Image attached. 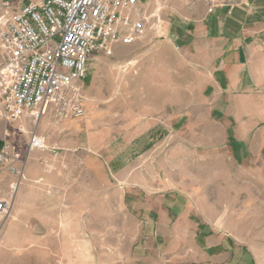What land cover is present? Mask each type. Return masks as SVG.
I'll return each mask as SVG.
<instances>
[{
  "label": "rangeland",
  "instance_id": "obj_1",
  "mask_svg": "<svg viewBox=\"0 0 264 264\" xmlns=\"http://www.w3.org/2000/svg\"><path fill=\"white\" fill-rule=\"evenodd\" d=\"M225 2L139 0L142 33L90 57L85 116L38 134L45 172L90 176L88 210L63 230L75 259L27 264H264V93L229 90L195 57L208 59L210 16ZM0 134L21 136L6 123Z\"/></svg>",
  "mask_w": 264,
  "mask_h": 264
},
{
  "label": "built area",
  "instance_id": "obj_2",
  "mask_svg": "<svg viewBox=\"0 0 264 264\" xmlns=\"http://www.w3.org/2000/svg\"><path fill=\"white\" fill-rule=\"evenodd\" d=\"M138 2L0 0V122L36 126L46 114L57 121L83 118L87 62L100 52L110 55L114 44L130 45L142 33V21L132 14ZM31 148H45L35 128ZM18 160L15 147L4 142L0 165L16 178L11 195L22 178L14 165ZM10 210L11 202L0 199V229Z\"/></svg>",
  "mask_w": 264,
  "mask_h": 264
},
{
  "label": "crops",
  "instance_id": "obj_3",
  "mask_svg": "<svg viewBox=\"0 0 264 264\" xmlns=\"http://www.w3.org/2000/svg\"><path fill=\"white\" fill-rule=\"evenodd\" d=\"M210 19L215 36L209 38L208 59L203 61L202 50H195V57L200 56L199 66L219 70L229 90L240 86L245 94L256 89L264 93V0H226L215 5ZM71 120L57 121L46 114L36 126L24 120L12 124L21 134L18 144L12 146L19 156L27 151L28 157L23 163V179L13 195L10 189L16 178L6 164L0 165V199L11 202L10 215L0 229V264L75 259L73 234L70 231L68 236L63 230H72L74 221L88 210L89 173L59 172L58 165L47 173L39 163L40 150L29 149V135L34 128L43 136L47 130L66 129ZM5 140L0 134V147ZM21 161L14 165L19 168ZM66 161V165L90 164L87 158ZM92 176L97 193L101 189L104 197L105 179L99 173Z\"/></svg>",
  "mask_w": 264,
  "mask_h": 264
}]
</instances>
